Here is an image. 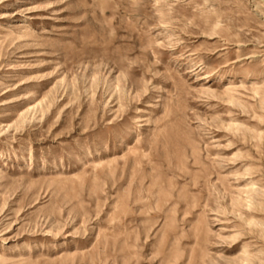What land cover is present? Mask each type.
<instances>
[{"label":"rangeland","instance_id":"1","mask_svg":"<svg viewBox=\"0 0 264 264\" xmlns=\"http://www.w3.org/2000/svg\"><path fill=\"white\" fill-rule=\"evenodd\" d=\"M0 264H264V0H0Z\"/></svg>","mask_w":264,"mask_h":264}]
</instances>
